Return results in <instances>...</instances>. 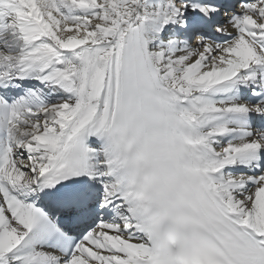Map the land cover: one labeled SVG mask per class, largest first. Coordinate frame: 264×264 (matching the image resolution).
I'll use <instances>...</instances> for the list:
<instances>
[{"label":"snow or ice","instance_id":"snow-or-ice-1","mask_svg":"<svg viewBox=\"0 0 264 264\" xmlns=\"http://www.w3.org/2000/svg\"><path fill=\"white\" fill-rule=\"evenodd\" d=\"M0 264H264V0H0Z\"/></svg>","mask_w":264,"mask_h":264}]
</instances>
